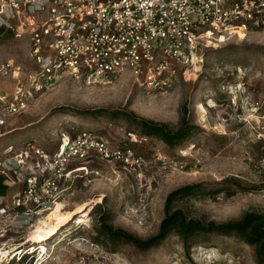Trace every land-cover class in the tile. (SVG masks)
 <instances>
[{
  "label": "rangeland",
  "instance_id": "374dc122",
  "mask_svg": "<svg viewBox=\"0 0 264 264\" xmlns=\"http://www.w3.org/2000/svg\"><path fill=\"white\" fill-rule=\"evenodd\" d=\"M223 35L205 38L188 52L191 62L178 67L187 78L168 91L149 90L130 69L92 84L68 76L36 90L24 113L6 119L0 126V175L8 186L0 195V212L6 209L0 213V264H257L255 248L235 234L201 235L188 245L172 234L148 250L100 234L104 223L143 240L157 235L169 194L194 184L197 192L174 205L188 218L220 225L248 212L264 213V143L255 131L264 126L257 119L264 114V26ZM8 61L21 73L0 75V96L13 95L24 73L35 68L27 35L0 36V64ZM184 115L197 130L181 145L141 133L139 120L176 131ZM79 133L103 137L133 157L72 160L60 197L23 216L12 198L23 192L27 178L48 175L40 152L52 158L65 136ZM28 149L26 163L16 167V156ZM58 201L63 212L73 213L72 221L48 243H35L38 222ZM85 203L83 213H76ZM81 215L86 221L76 224Z\"/></svg>",
  "mask_w": 264,
  "mask_h": 264
},
{
  "label": "built area",
  "instance_id": "2783aa9c",
  "mask_svg": "<svg viewBox=\"0 0 264 264\" xmlns=\"http://www.w3.org/2000/svg\"><path fill=\"white\" fill-rule=\"evenodd\" d=\"M246 25L264 26V0H0V36L27 35L35 63L13 95L0 96V126L24 113L36 90L52 88L68 76L92 84L130 69L149 90L168 91L187 78L178 67L191 62L188 52L193 54L203 39ZM20 73L10 61L0 64L1 76ZM257 119L264 124V114ZM255 131L264 143V126ZM30 152L16 156V167L26 163ZM40 155L48 175L27 178L23 192L12 198L14 209L27 217L60 197L72 160L100 156L129 162L133 157L132 151L93 133L65 136L52 158Z\"/></svg>",
  "mask_w": 264,
  "mask_h": 264
},
{
  "label": "trees",
  "instance_id": "16d2710c",
  "mask_svg": "<svg viewBox=\"0 0 264 264\" xmlns=\"http://www.w3.org/2000/svg\"><path fill=\"white\" fill-rule=\"evenodd\" d=\"M139 126L143 135L157 137L170 147H176L186 142L190 139L192 132L197 130V127L191 124L186 115L182 117L179 128L176 131L171 130L167 125L146 120H139ZM75 137L77 136H73V139ZM261 160H264V158ZM5 180V177L0 175V195L7 192L8 186ZM199 188L198 184L187 185L169 194L165 204V217L160 225L158 234L153 237L143 240L129 234L125 230H113L104 223L100 234L111 241L122 240L132 243L142 250L160 246L172 234H177L185 245H188L191 240L201 235L213 233L222 235L235 234L239 239L255 248L257 264H264V213L248 212L239 221L219 225L214 221L205 223L198 219L188 218L183 210L174 208V205L195 194ZM101 218L105 220V214H102Z\"/></svg>",
  "mask_w": 264,
  "mask_h": 264
},
{
  "label": "bare ground",
  "instance_id": "6f19581e",
  "mask_svg": "<svg viewBox=\"0 0 264 264\" xmlns=\"http://www.w3.org/2000/svg\"><path fill=\"white\" fill-rule=\"evenodd\" d=\"M243 35L244 34L241 33L242 39L245 38V36ZM201 108L204 109L203 106H201ZM86 205H88V203H85L83 206H81L80 209L76 211V213H83L82 211H84ZM64 208H65V204L63 202L58 201L55 204V207L52 209L51 214L48 215L44 220L38 222L39 224L37 226V229L33 233L36 239L35 243H43V244L48 243V241L53 239V237L56 236L64 226H66L67 224L70 223V221H72L71 219L73 218L72 216L73 213L63 212ZM76 219H77L76 224H81L86 221L84 215H81ZM33 249L34 248H32V250ZM29 252H31V250ZM8 256L9 255H6L5 257L3 256L2 258L4 259L7 258ZM40 263L44 264L46 263V260H43Z\"/></svg>",
  "mask_w": 264,
  "mask_h": 264
}]
</instances>
